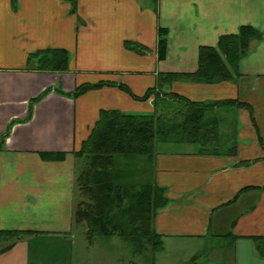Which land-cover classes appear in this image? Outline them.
<instances>
[{
  "label": "crops",
  "instance_id": "1",
  "mask_svg": "<svg viewBox=\"0 0 264 264\" xmlns=\"http://www.w3.org/2000/svg\"><path fill=\"white\" fill-rule=\"evenodd\" d=\"M70 9V0H0V137L13 123L0 150V232L18 233L0 235V264L123 262L115 243L90 248L70 241L89 243L85 228L75 230L72 220L73 152L101 110L150 115L155 102L153 95L142 101L112 85L76 98L50 92L22 122L31 99L47 88L71 93L100 81L125 85L139 98L162 74L195 72L200 47L216 46L220 36L243 25L263 37L240 61L236 79L169 86L192 102L240 106L212 111L219 119L220 155L199 154L193 144H157L148 172L168 204L155 218L164 250L154 260L184 264L199 255L195 264H264L255 242L264 246V0H75ZM160 29L163 58L157 53ZM49 49L68 52L66 71L38 69L39 53ZM50 153L65 157L42 159Z\"/></svg>",
  "mask_w": 264,
  "mask_h": 264
},
{
  "label": "trees",
  "instance_id": "2",
  "mask_svg": "<svg viewBox=\"0 0 264 264\" xmlns=\"http://www.w3.org/2000/svg\"><path fill=\"white\" fill-rule=\"evenodd\" d=\"M70 4V11L74 12L75 0H70ZM163 34L160 29L158 58L164 56L166 40ZM262 37L261 32L249 25L241 26L236 33L222 35L216 46L198 49L195 72L162 74L156 87L139 98L125 85L100 81L80 84L71 93H64L59 86L47 88L28 102L27 115L22 122L31 119L34 105L50 92L76 98L88 90L112 85L134 99L144 101L154 96V112L150 115L101 110L88 137L73 152L77 203L72 220L74 224L84 226L88 240L96 235L118 236L131 246L134 254L150 253L154 264V255L163 250L162 237L157 233L154 222L159 211L168 204L165 191L156 185L148 172L156 156L157 144H193L198 147L199 154L220 155L217 151L219 119L212 115V111L222 105L240 104L232 100L192 102L170 92L169 86L174 82L217 84L236 79L240 61L250 53L252 43ZM129 48L142 51L135 44ZM40 54L38 69L64 72L69 67L68 52L64 49H49ZM39 55L37 53L35 57ZM12 124L0 137V150ZM41 157L47 161H61L65 154H42ZM0 235L12 239L18 233L5 231ZM255 242L259 254L264 256L263 244ZM13 244H8L3 251ZM196 259L197 256L192 257L188 264H195Z\"/></svg>",
  "mask_w": 264,
  "mask_h": 264
},
{
  "label": "rangeland",
  "instance_id": "3",
  "mask_svg": "<svg viewBox=\"0 0 264 264\" xmlns=\"http://www.w3.org/2000/svg\"><path fill=\"white\" fill-rule=\"evenodd\" d=\"M178 146H180V145H174V147H178ZM140 176H141V174H140ZM142 178L145 179V175H143ZM74 227L76 228L75 230H78V231H80L82 228H84L83 225H77V224H74ZM106 239H108V238L96 235L91 240H89V243H91V244H89L88 241L85 242L86 240L84 238H82V237H78L77 239H74V241L73 240H70V241H71V243L73 242L74 246H76L78 243H81V242L84 241L85 246L86 247H90V248L107 247V244L115 243L116 245H114L113 248L118 249L119 253L122 254V256H119V258L121 260H123V262H121L119 264H153L152 261H151L152 257L150 256V253H144V254L135 253V254H132L131 251H130V247L131 246L128 245L121 238L118 237V240H106ZM216 242L217 241L212 242V245L214 246L216 244ZM124 248H126V249L128 248L129 250L128 249L124 250ZM163 250L161 252H163ZM161 252H159V254ZM157 254L154 255V258L156 257ZM163 257H166V256L158 255L157 256V260H161ZM197 258H199V256H197ZM188 262H186L184 264H188ZM154 264H155V260H154Z\"/></svg>",
  "mask_w": 264,
  "mask_h": 264
}]
</instances>
